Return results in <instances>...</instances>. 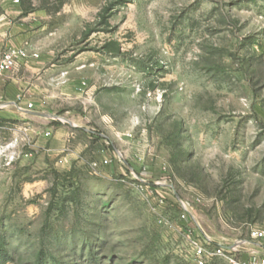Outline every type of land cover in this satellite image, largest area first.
Returning a JSON list of instances; mask_svg holds the SVG:
<instances>
[{
	"label": "rangeland",
	"instance_id": "1",
	"mask_svg": "<svg viewBox=\"0 0 264 264\" xmlns=\"http://www.w3.org/2000/svg\"><path fill=\"white\" fill-rule=\"evenodd\" d=\"M1 17L0 59L37 52L41 107L0 117L6 264H193L188 233L264 253V0H0Z\"/></svg>",
	"mask_w": 264,
	"mask_h": 264
},
{
	"label": "built area",
	"instance_id": "2",
	"mask_svg": "<svg viewBox=\"0 0 264 264\" xmlns=\"http://www.w3.org/2000/svg\"><path fill=\"white\" fill-rule=\"evenodd\" d=\"M37 52L33 47L17 48L9 51L0 59V75L10 74L16 70L20 65L28 62L29 60L37 59ZM21 102V98L17 100V103ZM33 108L32 103H26L25 109L31 110ZM107 164V161H103ZM96 167L97 164H94ZM176 203L181 208L180 220L186 221L188 218V205L182 200L178 199ZM250 236L253 240H264V230L254 229L250 231ZM188 246L191 250V257L193 264H209L213 260H225L227 264H264L263 254H249L247 256H241L236 258L231 250L216 244L207 237L190 238L189 233L186 235Z\"/></svg>",
	"mask_w": 264,
	"mask_h": 264
},
{
	"label": "crops",
	"instance_id": "3",
	"mask_svg": "<svg viewBox=\"0 0 264 264\" xmlns=\"http://www.w3.org/2000/svg\"><path fill=\"white\" fill-rule=\"evenodd\" d=\"M8 21L0 18V44L4 43L10 29ZM13 31V30H12ZM18 39H11L7 46H13ZM37 62V61H36ZM28 61L7 75H0V117L11 120H23L33 114L40 115V100L34 95L39 91L38 82L29 81V73L38 70L39 64ZM21 98V102L17 100ZM26 103H32L33 108L26 110Z\"/></svg>",
	"mask_w": 264,
	"mask_h": 264
},
{
	"label": "trees",
	"instance_id": "4",
	"mask_svg": "<svg viewBox=\"0 0 264 264\" xmlns=\"http://www.w3.org/2000/svg\"><path fill=\"white\" fill-rule=\"evenodd\" d=\"M11 260L3 245H0V264H6ZM49 258L45 253L40 254L38 264H48Z\"/></svg>",
	"mask_w": 264,
	"mask_h": 264
}]
</instances>
